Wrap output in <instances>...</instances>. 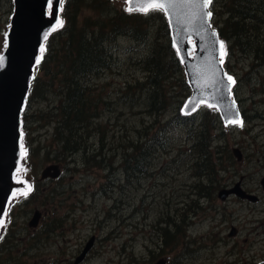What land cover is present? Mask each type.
<instances>
[{
  "label": "rangeland",
  "instance_id": "rangeland-1",
  "mask_svg": "<svg viewBox=\"0 0 264 264\" xmlns=\"http://www.w3.org/2000/svg\"><path fill=\"white\" fill-rule=\"evenodd\" d=\"M12 10V0H0V54L6 44L5 34ZM118 45L121 49L130 47L135 53L147 48V44L138 45L122 38L118 40ZM225 52L226 58L224 55L221 58L223 61L228 58L227 50ZM227 60L226 73L235 81L232 96L237 101L240 112L250 118L247 121L242 119V123L224 124L219 121V127L223 131L215 129L212 132V135H220L218 138L213 137L211 144L215 161L220 154L215 147H223L226 152L238 148L242 154L240 161L234 159V163L229 164L227 172L217 168L218 174L223 175L216 194L221 189L232 188L240 181L244 191L256 197L260 196L259 202L241 201L235 196L222 202L216 197L213 204L219 205L218 214L212 210L192 214L188 211V204L193 205L195 196L192 194L194 189H189L188 185L195 181L198 168L194 157L179 154L178 151H172L164 161L161 160L162 157L156 158L150 169L152 178H144L142 185L127 183L122 187L124 190H121L118 187L123 183L118 162L121 153L115 150V131H110L107 139L108 142L113 140V148L108 150L110 158L107 157V160L115 161L114 168H117L115 172L118 178L114 179V182L107 180L109 171L105 167L92 169L89 173L67 171L60 181L40 180L41 170L55 162L43 160L41 156L27 159L25 139L28 132L22 124L21 140L25 148L19 170L15 173V181L21 182L23 188L13 193L10 198L0 227V240L9 243L7 246L16 245L21 255L17 258L23 261L22 264H75L76 258L91 239L93 243L89 252L85 259L77 264H153L159 258H165L167 264H264V192L261 186V179L264 178V79L261 81L264 69L251 70L249 58L235 52ZM121 65L123 75H114L115 80L112 86L108 87L112 98H116L115 90L123 89L124 82L129 80L128 75L136 74L126 56L121 57ZM246 73L248 74L245 77ZM173 83L175 84V81ZM174 92L175 101L164 116L157 117L156 121L168 120L177 112L183 113L182 107L186 99L182 98L180 87L175 86ZM47 105L48 99H28L24 111H27L26 115L30 117L32 113L35 116L38 111L45 110ZM115 107L116 110L111 114L116 115L122 111L121 104H115ZM210 107L200 104L194 111L197 116L194 125L197 128L204 112L212 114ZM139 110L140 105L136 104L132 109H124V115L119 120H111V123L117 122L119 126L123 124L126 128L122 137L118 129L119 142L136 138L134 128L153 122L152 118H147ZM142 116L145 118L141 121ZM191 126L190 122L186 125L170 124L168 135L171 137V144H175V149L181 145L189 146L191 138H187L186 130ZM50 133L51 128L45 126L37 131H30L29 138L36 137L42 144L48 141ZM89 144L90 142L87 151ZM173 156L174 160L169 162ZM220 159H223V155ZM37 181L42 182L38 184ZM35 182L45 193L56 187L57 194L45 200L40 199L44 196L37 195L29 201L28 196ZM106 183L108 189L101 191V184ZM200 201L206 204L204 200ZM34 211L40 213V218L36 226L29 227ZM49 222H53L50 227L57 223L59 227L50 233L46 242L39 244L37 250L25 252L23 249L28 237L39 232ZM164 223L168 230L172 224L181 226L183 223L187 234L182 236V239L178 238L179 244L174 252L169 243H163L162 233L159 235L158 228L161 229ZM230 232L233 234L229 235ZM15 254L17 252L14 248L11 252L14 259ZM9 260L11 264H17L11 257H7L8 263Z\"/></svg>",
  "mask_w": 264,
  "mask_h": 264
},
{
  "label": "trees",
  "instance_id": "trees-1",
  "mask_svg": "<svg viewBox=\"0 0 264 264\" xmlns=\"http://www.w3.org/2000/svg\"><path fill=\"white\" fill-rule=\"evenodd\" d=\"M210 8L213 25L223 40L222 52L227 50L228 58L234 52L249 58L253 71L264 69V0H212ZM121 38L138 45L147 44V48L138 53L130 47L121 49L118 45ZM122 56H126L136 74H129L123 89L115 90L116 98H112L108 87L112 86L114 75H123ZM227 59L223 61L224 66L228 63ZM183 75L162 10H152L150 7L148 11H129L122 0H63L61 20L46 37L28 95L30 101L48 99L49 105L35 116L32 113L30 117L26 115L27 111L23 112L22 124L28 132L25 139L27 159L41 156L43 160L61 165V176L55 181H60L67 171L89 173L92 169L105 167L109 171L107 180L114 182L118 178L115 161L107 160L113 140L108 142L107 139L109 132L115 131V150L121 153L118 162L123 182L118 187L124 190V184L142 185L144 178H152L150 169L156 158L162 157L164 161L172 151H178L179 154L194 157V161L196 159L194 163L198 171L195 172V181L188 185L189 189H194L192 194L195 197L192 206L188 204L189 201L186 203L189 205L188 211L196 213L199 199L206 202L216 200L223 175L218 174V169L227 172L229 164L232 165L236 157L232 150L226 152L223 147H215L220 154L217 155L218 160H214L211 144L213 137L218 138L220 135H212V132L215 129L223 131L219 127L221 120L215 108H210L212 114H202L198 128L194 125L197 117L194 113L190 118L177 112L168 120L156 121L157 117L164 116L175 101V86L180 87L182 98L187 99L189 96L190 89ZM263 79L264 76L261 81ZM115 104L122 106V111L116 115L111 114L116 110ZM136 104L140 105L139 112L152 118L153 122L134 128L137 137L121 143L117 140L118 132L120 130L122 137L126 128L123 124L119 126L117 122L111 123V120H119L124 115V109H132ZM241 114L245 121L250 118L244 112ZM142 118L145 117L142 116L141 121ZM187 122L192 124L186 130L191 142L187 147L181 145L175 149L168 135V127L174 123L186 125ZM45 126L51 128L47 142L41 144L40 139L29 138L30 131ZM221 155L223 159H220ZM174 156L168 161L174 160ZM37 182L40 184L42 181ZM108 183L101 184V191L108 189ZM54 194H57L56 187L45 193L35 182L28 200L31 201L37 195L44 196L41 200L50 199ZM53 222L46 223L39 232L29 236L23 250H37L39 244L46 242L50 233L59 227V223L50 227ZM166 223L161 229L158 228L159 235L162 233L163 243H169L174 252L179 244L178 238L187 236L184 222L181 226L172 224L169 230ZM7 244L0 240V264H11L10 260L7 262V257L22 264L23 261L17 258L20 253L16 245L11 247ZM14 248L17 252L15 259L11 256Z\"/></svg>",
  "mask_w": 264,
  "mask_h": 264
},
{
  "label": "water",
  "instance_id": "water-1",
  "mask_svg": "<svg viewBox=\"0 0 264 264\" xmlns=\"http://www.w3.org/2000/svg\"><path fill=\"white\" fill-rule=\"evenodd\" d=\"M13 10L6 32V44L0 54V223L3 220L12 193L23 188L14 180L22 156L21 120L29 94L34 71L40 60L41 49L48 33L60 19L62 0H12ZM128 10H143L151 3L165 4L166 20L177 56L186 74L190 96L183 110L193 112L199 104L214 106L224 123L240 121L237 102L231 97L233 83L227 79L220 60V45L217 29L211 24L210 6L202 8L203 0H126ZM189 51H192L190 54ZM236 159H241L238 148L233 150ZM61 174L59 164H49L40 173V179L57 178ZM264 190V178L261 179ZM234 194L242 199L256 201L257 197L240 186L221 189L218 197L224 200ZM29 226H36L40 213L34 211ZM230 233V235H232ZM93 239L76 258L82 261ZM154 264H166L161 258Z\"/></svg>",
  "mask_w": 264,
  "mask_h": 264
},
{
  "label": "flooded vegetation",
  "instance_id": "flooded-vegetation-1",
  "mask_svg": "<svg viewBox=\"0 0 264 264\" xmlns=\"http://www.w3.org/2000/svg\"><path fill=\"white\" fill-rule=\"evenodd\" d=\"M242 187V186H241ZM263 192H264V190H263ZM233 196H235V195H230V196H227L224 200H221V199H219L218 198V193H217V198H218V200H221L222 202H226V201H228L230 198H232ZM235 197H237V196H235ZM237 198H239V197H237ZM241 201H250V200H248V199H242V198H239ZM200 200H202V199H199L198 200V204H199V208H198V211H202L203 213H205V212H207V211H210V210H212L213 211V213H219V205L217 206V204L216 205H214L213 204V201H210V200H208L207 202H206V200H204L205 202H206V204H203ZM260 201V196H257V200L256 201H252L253 203H255V202H259ZM200 209V210H199ZM197 211V212H198ZM196 212V213H197ZM233 232L235 233V229L233 228ZM230 235V234H229ZM168 263V261L166 260V264Z\"/></svg>",
  "mask_w": 264,
  "mask_h": 264
},
{
  "label": "snow or ice",
  "instance_id": "snow-or-ice-1",
  "mask_svg": "<svg viewBox=\"0 0 264 264\" xmlns=\"http://www.w3.org/2000/svg\"><path fill=\"white\" fill-rule=\"evenodd\" d=\"M211 3H212V0H203L202 8L203 9H207L211 5ZM150 7H151L152 10H163V9H165V4H163V3H151ZM142 8H143L144 11H148L149 10V6H142ZM205 14L209 18L212 15L211 12H206ZM220 47H221V49H224L223 43H221ZM221 55L222 56L226 55V52H222ZM227 79L229 81H231L233 84L235 83V81L233 80V78L231 76H228ZM234 122L242 123L240 121H234Z\"/></svg>",
  "mask_w": 264,
  "mask_h": 264
}]
</instances>
